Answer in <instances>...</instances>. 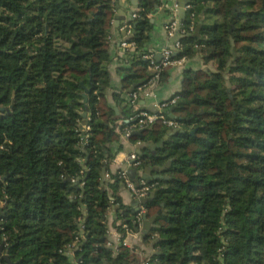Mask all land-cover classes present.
<instances>
[{"label": "trees", "instance_id": "trees-1", "mask_svg": "<svg viewBox=\"0 0 264 264\" xmlns=\"http://www.w3.org/2000/svg\"><path fill=\"white\" fill-rule=\"evenodd\" d=\"M116 3L0 0V243L10 261L264 264V0L188 2L182 21L200 24L199 36L182 37L177 56L199 54L217 69L182 72L165 111L178 129L156 121L129 137L154 145L138 153L141 176L154 184L144 204H124L117 175L103 178L122 145L116 122L132 112L129 101L120 114L108 102ZM161 3L136 0L129 23L138 54L118 68L122 90L152 76L139 56L154 27L147 13ZM153 166L164 169L147 175ZM138 205L147 217L160 210L142 236L153 248L146 257L137 245H106L108 212L134 231Z\"/></svg>", "mask_w": 264, "mask_h": 264}, {"label": "built area", "instance_id": "built-area-1", "mask_svg": "<svg viewBox=\"0 0 264 264\" xmlns=\"http://www.w3.org/2000/svg\"><path fill=\"white\" fill-rule=\"evenodd\" d=\"M179 7V3L176 0H162L160 8L167 11L170 16V19L164 24L167 42L160 49V59H157L154 53L148 51L141 53L139 56L146 62L147 69L152 73V76L146 84L138 86L135 91H132L128 94V100L132 106V112L126 119L118 120L116 122V130L120 135V139L127 140L133 132L140 130L143 131L146 128L151 127L156 121H160L171 130H176L179 128V122L175 116L165 113L167 108L171 107L177 102L179 98L177 94H173L166 99L156 102L154 104V111L152 112L138 109L136 106L139 94L143 92L150 84H158L161 80L162 73L166 68L183 65L186 61L185 55L177 56V53L181 51L183 47L181 39L195 30L193 20H191L188 26L183 24L182 17L178 15ZM188 8L189 4L187 3L184 5V9L186 10ZM137 11V6L133 5L128 17L123 20V24L117 29L119 34L120 32L123 33L121 35L118 47L122 50L123 57L126 61H130L135 54H138L136 50L137 46L135 42L131 40L132 29L131 24L129 23L130 20L138 17ZM147 17L151 18L152 14L147 13ZM87 120H89V116L86 117V123L84 125L80 122L79 128L83 133L89 129ZM81 142L86 143L85 134L81 136ZM113 163L116 164V169L111 171L108 167V169L103 173L104 179L110 180L111 174H116L121 180V183L129 190L133 199L140 201L141 199L149 196L154 184L150 183L149 179H146L141 175L136 180H134L129 175V168L139 169L141 162L138 153H128L123 162L115 159ZM138 207L139 212L137 215V220L139 222V226L137 228L140 229L142 225V215L144 214L145 210L141 205H138ZM118 225L121 226L123 229L122 231L117 228ZM115 229L116 230L113 233L114 242L111 239H108L106 245L113 249H115L118 245L130 247V243L127 242L126 236L133 234L134 231L130 230L125 224H121L119 222ZM139 231L135 230V232ZM75 245L76 244H71L68 247V254L72 255L73 248H76Z\"/></svg>", "mask_w": 264, "mask_h": 264}, {"label": "crops", "instance_id": "crops-1", "mask_svg": "<svg viewBox=\"0 0 264 264\" xmlns=\"http://www.w3.org/2000/svg\"><path fill=\"white\" fill-rule=\"evenodd\" d=\"M121 2L120 9L124 12V18H127L131 9H132V2L131 0H117L116 5H118V2ZM177 1V0H176ZM178 2V1H177ZM186 5V4H185ZM180 6V5H179ZM185 12L184 7L180 6L178 9V15L183 17ZM116 13H117V7H116ZM170 19V16L167 11H165L162 8H158L155 10V13L152 14L151 21L153 22V29L150 33V39L145 44V49L148 52H152L155 54L157 59H160V49L166 44L167 37L164 29V24ZM122 21V20H121ZM120 21V22H121ZM121 35L118 33L117 28L113 31V37L111 40V49H110V57L111 61L109 63V73L111 77V88L108 90V102L113 107V109L116 108L115 112L116 114H120L122 112V109L125 107L126 101L128 100V94L129 89L132 87L134 83L130 85L129 88L122 90V76L120 75L118 68L120 66H127L129 65L128 62L123 57L122 50L119 49L118 44L120 41ZM204 66L201 55L196 54L192 57H186V61L183 65L180 66H172L168 67L163 71V74L161 76V80L158 84L153 85L150 84L145 88L143 92L139 94L138 100L136 102V106L138 109L146 110V111H154V104L158 101H161L163 99H166L173 94H175L177 91L180 90L181 87V80H182V72L186 68H200ZM135 91V89L133 90ZM119 93L120 97L122 99V102H119L117 100H114L112 98V94ZM121 149L118 150L113 158V161H111L109 168L111 171H114L116 169V164L113 163L115 159L119 161H124L126 155L131 152L141 153V150L144 146H148L151 149H153L154 145L151 144H143L140 141L131 142L129 139L123 140L121 139ZM113 149H116L118 146V143L114 142L111 144ZM154 152V149H153ZM148 168L145 169V172L147 173ZM141 171L138 169H130L129 168V175L136 180L140 175ZM148 175V173H147ZM150 175V174H149ZM147 179H150L149 177ZM122 202L124 204H133V197L131 196L129 190L126 187H122L118 192ZM114 213L112 210L108 212V218H107V225H108V239H111L114 242V236L113 233L116 230L115 227L118 224V222H114ZM142 236L143 233L141 231L135 232L133 234H129L126 236V240L128 243H130V247L137 245L140 247L141 255L146 257L149 255L153 248L152 246H145L142 244ZM70 259H73L72 255L68 254Z\"/></svg>", "mask_w": 264, "mask_h": 264}, {"label": "water", "instance_id": "water-1", "mask_svg": "<svg viewBox=\"0 0 264 264\" xmlns=\"http://www.w3.org/2000/svg\"><path fill=\"white\" fill-rule=\"evenodd\" d=\"M177 1H178V3H179L180 6L184 7V5L187 4L190 0H177ZM131 2H132L133 5H136V0H131ZM121 4L122 3L119 1L118 2V5H116V7H117V13L114 16L113 29L114 28H118L119 27V24H120V21L124 19V12H123V10H121L119 8ZM153 13H155V11ZM199 30H200V24H198L197 27L195 28V31H194V35L195 36H199ZM126 38H129V37H126ZM136 86H137V84L134 83L132 85V87L129 89V92H132L135 89ZM85 92H88V89H85ZM86 109L87 108H85L84 111H81L80 112V115L83 118L82 121H81V123L83 125L86 123V121H85V119L87 117V110ZM114 110H116V108ZM142 132H143L142 130L135 131V132L132 133V135H140ZM169 164H170V161H167L166 165H169ZM163 169H164V167L153 166L151 168H148L147 173L148 174H151V170H153L155 172H158V171H162ZM152 178L153 179H162V178H165L166 179L167 177L166 176H163L161 174H155V175H152ZM153 195H154V193L151 192L148 197L141 199L139 202L141 204H144V203L148 202L153 197ZM135 209L138 210L139 207L136 206ZM158 213H160V210H158L157 213H155L151 217H147V215L144 213L142 215V225H141V228L140 229L136 228L135 230L136 231H139L140 230L143 234H146L150 230V228L154 225V219H155V217L157 216ZM1 214H2V210L0 208V215ZM1 259L5 260L7 264H13L10 261L9 257H8L7 251L4 250V242H1L0 243V260Z\"/></svg>", "mask_w": 264, "mask_h": 264}, {"label": "rangeland", "instance_id": "rangeland-1", "mask_svg": "<svg viewBox=\"0 0 264 264\" xmlns=\"http://www.w3.org/2000/svg\"><path fill=\"white\" fill-rule=\"evenodd\" d=\"M202 67L214 71V70L217 69V63H209V64H205V65L202 66ZM202 67H201V68H202Z\"/></svg>", "mask_w": 264, "mask_h": 264}]
</instances>
